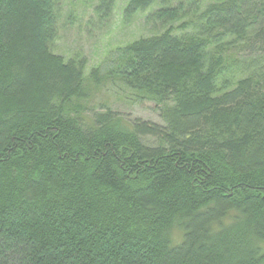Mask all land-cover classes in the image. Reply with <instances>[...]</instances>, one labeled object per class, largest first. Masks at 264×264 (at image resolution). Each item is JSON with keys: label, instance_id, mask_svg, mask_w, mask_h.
<instances>
[{"label": "trees", "instance_id": "1", "mask_svg": "<svg viewBox=\"0 0 264 264\" xmlns=\"http://www.w3.org/2000/svg\"><path fill=\"white\" fill-rule=\"evenodd\" d=\"M167 1L110 74L160 125L86 121L57 0H0V264H264V0Z\"/></svg>", "mask_w": 264, "mask_h": 264}, {"label": "rangeland", "instance_id": "2", "mask_svg": "<svg viewBox=\"0 0 264 264\" xmlns=\"http://www.w3.org/2000/svg\"><path fill=\"white\" fill-rule=\"evenodd\" d=\"M128 1L114 0L111 12L105 15L99 9L100 0H57L58 35L53 50L65 57L78 55L87 61L84 78L87 97L80 101L81 116L86 121H91L94 113L108 108L127 122L142 120L163 125L159 112L161 106L139 98L116 77L110 75L118 59L116 52L119 47L163 31L161 24L148 23V16L158 10L157 8L126 20L124 9ZM186 2L168 0L167 5L177 8ZM93 72L98 74L97 83ZM145 141L149 144L155 143L153 139Z\"/></svg>", "mask_w": 264, "mask_h": 264}]
</instances>
